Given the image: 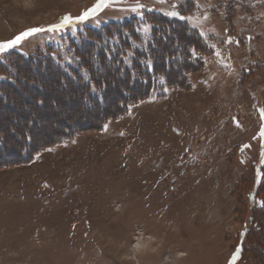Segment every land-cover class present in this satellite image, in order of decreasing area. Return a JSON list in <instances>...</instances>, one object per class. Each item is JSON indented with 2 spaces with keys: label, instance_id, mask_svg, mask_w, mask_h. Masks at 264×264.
I'll return each instance as SVG.
<instances>
[{
  "label": "rangeland",
  "instance_id": "rangeland-1",
  "mask_svg": "<svg viewBox=\"0 0 264 264\" xmlns=\"http://www.w3.org/2000/svg\"><path fill=\"white\" fill-rule=\"evenodd\" d=\"M96 2L0 0V41L45 29L0 54L1 71L17 78L12 57L51 54L79 82L91 72L75 54L81 33L125 20L139 24L129 40L148 70L156 14L183 21L174 62L163 76L156 59L144 95L104 69L102 106L42 66L15 84L25 101L0 90V264H254L242 230L264 159V0H109L54 27Z\"/></svg>",
  "mask_w": 264,
  "mask_h": 264
},
{
  "label": "trees",
  "instance_id": "trees-1",
  "mask_svg": "<svg viewBox=\"0 0 264 264\" xmlns=\"http://www.w3.org/2000/svg\"><path fill=\"white\" fill-rule=\"evenodd\" d=\"M155 19L153 18V20L150 21L153 26V29L150 30L153 38L152 42L155 40V47L157 45H161V48L158 52L155 49L158 55L154 56L153 53L155 59H152V65L148 70L141 66V52L137 53L139 50L135 49V47H133L134 50H131L132 45L129 40L130 38H134V31L137 29L136 27H139V24H136L137 22L133 20H125L123 22H112L108 24L106 32H103V34L96 32L97 35L95 36L88 30H84L80 36L81 39H83L82 42H80V40L75 42V54L78 53L81 54V56H88V58L86 57V60L90 63L91 72L89 75H85L87 78L80 75L81 80L79 82L74 78L68 79V73L64 69V66H62L57 59H53L51 54L31 57L15 55V57H12L14 60L9 61L8 65L11 68L10 71H15L14 74L17 78L11 76L7 77L10 72L8 71L7 73L6 70L1 71L0 69V74L4 76L3 79L0 80V90L2 91L3 89L6 92L13 91L15 92V95L21 97L25 101L26 97L24 98V95L21 93L23 92V89L18 90L15 84L22 82L24 86L30 87L28 79L31 78V74L29 73L31 68H39L42 66L46 70H52L54 75L59 78L60 81L64 83L66 81L68 85H72L75 81L79 85L78 88L83 91L85 89L84 95L88 96V99L91 98L99 106H102L105 104V101L107 102L105 93L109 85V83H107L105 78L102 76V72L104 69H108V67L116 69L121 67V71H123V73L126 74L132 81L130 87H136L138 89L137 91L142 90L141 95H144L148 92V90L154 88V78H157L159 74L155 69L156 59L157 61L162 62H158L157 65L164 68L160 75L164 76L169 74L170 66L172 62H174L172 59H174L177 53V48H175V35L180 32L182 29L181 26H183V21L178 18L172 19L161 14H156ZM182 31H184V29H182ZM190 31L192 32V30ZM186 35H189V32H187ZM171 43V49H163L164 46ZM130 51H133V56L132 58L126 59L128 52ZM178 52L180 53V51ZM181 58L182 57L179 56L180 60H182ZM76 59L81 63V58L76 57ZM4 72H6V74ZM66 79H68V81ZM45 87V90L47 91V88L49 89V83H46ZM43 90L39 92L41 97ZM130 91L131 90H129V95L126 99L133 100L135 96H140L138 94L130 95ZM6 92L4 93L5 98L7 97ZM62 92L64 93L62 94ZM60 93L61 97L70 96L69 91L66 89H63ZM13 136L17 137L16 134ZM258 172L259 175L256 176L257 174L253 171L255 174L253 178L254 191L250 193V199L252 201L255 200L251 203L255 204L256 202L257 206H254L251 209L252 215L250 217V223L244 227L242 234L244 239L247 240L246 243L250 246V252L252 251L254 254V264H264V205L258 203V195L260 194L259 191L264 190V163H259ZM240 251H243L242 244L241 246H237L234 252L238 253Z\"/></svg>",
  "mask_w": 264,
  "mask_h": 264
},
{
  "label": "snow or ice",
  "instance_id": "snow-or-ice-1",
  "mask_svg": "<svg viewBox=\"0 0 264 264\" xmlns=\"http://www.w3.org/2000/svg\"><path fill=\"white\" fill-rule=\"evenodd\" d=\"M108 6H109V0H97L95 5H93L89 9L85 10L84 12H82L77 17H72L71 15H65L61 19V22L59 24L55 25L54 27L57 30H59V28H61V27L71 25L74 20L75 21H85V20L89 19L90 16H94L98 10H102L104 7H108ZM138 6H140V5H138ZM133 11H135V9H133ZM168 15L176 16L177 13L176 12H170V13H168ZM181 18L183 19V17H181ZM48 30L51 31L52 29L50 28ZM41 31H45V29H43V28H30V29H27V30L19 33L18 35H16L14 38H12L10 40L0 41V54L8 52L10 49H13L17 45H19L21 43V41H23L26 37L31 36L33 33L41 32ZM193 54L195 55V50H193ZM261 117H262V119H264V110H261ZM237 127H239V124H237ZM260 135L262 137H264V126H262V130H261ZM245 147H249V146L246 145ZM262 155H264V153H262ZM261 163H264V160H262ZM258 175H259V173H258ZM136 247L139 248L140 245L137 244Z\"/></svg>",
  "mask_w": 264,
  "mask_h": 264
},
{
  "label": "bare ground",
  "instance_id": "bare-ground-1",
  "mask_svg": "<svg viewBox=\"0 0 264 264\" xmlns=\"http://www.w3.org/2000/svg\"><path fill=\"white\" fill-rule=\"evenodd\" d=\"M13 141V140H12Z\"/></svg>",
  "mask_w": 264,
  "mask_h": 264
}]
</instances>
